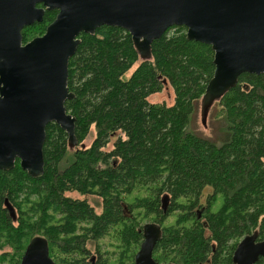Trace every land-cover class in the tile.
Instances as JSON below:
<instances>
[{
  "label": "trees",
  "instance_id": "trees-1",
  "mask_svg": "<svg viewBox=\"0 0 264 264\" xmlns=\"http://www.w3.org/2000/svg\"><path fill=\"white\" fill-rule=\"evenodd\" d=\"M55 14L24 28L22 44L41 36ZM185 33L183 27L168 29L151 44L147 60L121 29L78 36L68 62L67 88L74 97L64 105L75 120L77 146L70 148L66 133L50 123L40 179L30 178L18 160L11 171H0V234L12 248L9 264L20 263L36 236L47 241L55 264H61L56 251L67 260L76 254L74 264H115L86 249L88 239L106 235L118 244L116 264H133L145 225L160 232L152 255L158 264H232L237 239L255 234L264 241V74L240 75L212 105L221 136H200L193 119L213 75V52L187 41ZM164 85L172 103H151ZM18 195L36 200L32 215L19 207ZM92 197L100 212L87 203ZM170 216L174 222L166 229L162 223ZM148 217L152 222L141 226ZM159 251L180 255L158 262ZM224 252L229 255L221 259Z\"/></svg>",
  "mask_w": 264,
  "mask_h": 264
},
{
  "label": "water",
  "instance_id": "water-1",
  "mask_svg": "<svg viewBox=\"0 0 264 264\" xmlns=\"http://www.w3.org/2000/svg\"><path fill=\"white\" fill-rule=\"evenodd\" d=\"M45 11H57L54 21L42 36L22 44V30L41 23ZM100 27L127 32L142 60L172 27H183L187 41L209 46L214 71L202 109L233 89L240 75L264 74V0H0V171H11L18 160L30 178L40 179L50 123L66 133L70 148L77 146L75 120L64 107L74 97L67 88L68 62L78 36L94 35ZM166 203L163 198L164 208ZM142 231L134 264H158L152 254L159 230L145 225ZM261 258L264 241L251 234L237 244L231 263L256 264ZM19 264H55L47 241L33 237Z\"/></svg>",
  "mask_w": 264,
  "mask_h": 264
},
{
  "label": "rangeland",
  "instance_id": "rangeland-1",
  "mask_svg": "<svg viewBox=\"0 0 264 264\" xmlns=\"http://www.w3.org/2000/svg\"><path fill=\"white\" fill-rule=\"evenodd\" d=\"M174 31H176V30H173V29L170 30L168 32V36L172 35L174 33ZM34 38H32V39H34ZM149 101L151 103H157V102L164 101L165 103L170 105L173 101L172 91L168 86L164 85L162 93H160L158 95L151 96L149 98ZM200 105H198L195 117L193 119V128L196 131V133H198L200 136H202L204 138H210V137L217 138V137L221 136L220 125L212 119V114H213L212 105L210 107L205 108V109L203 108L202 112L200 111L201 110ZM91 140H92V136L89 135L86 138L84 145L88 146L91 143ZM68 196L71 197L72 199H76L78 197V195H76V194H69ZM16 201H17V204L19 205V207H21L25 213L28 212L29 215H32V214H30L29 210H30L31 205H34L33 203L36 202V200L31 199V198L27 199L23 195H18ZM86 201L91 206H94L96 212H100L99 200L92 197V198H86ZM172 217L174 218V216H170L164 223H162V226L164 228L167 229V227H170L173 224L174 220ZM34 218L36 220L35 216L33 217V220H34ZM148 218H149V220L148 219L147 220H141L140 225L144 226L145 224L151 223L152 221L150 219H152V218L151 217H148ZM61 219H62V217H60V216L56 217V220L61 221ZM135 223L137 225L136 221H135ZM80 226L82 227V225H80ZM80 226L77 227L78 230H79ZM76 235H78V234H76ZM110 236H112V235L103 236L99 240H91V239L87 240L86 241V249H88L89 251L92 250L94 252V254L99 251V254L101 255L102 261H106L108 263L112 262V263L116 264L117 260L119 259L118 252L116 251V248L118 249V244L114 243L115 241ZM237 242H240V239H237ZM232 244H233V241L230 242L229 246H231ZM138 250H139V247H138ZM138 250L135 252V254L138 252ZM8 253H12V248H11V246H9L7 244V241L3 237V234H0V264H9L11 259H10V257H7ZM161 253H163V252L159 251L158 253L155 254V257L158 260V262H162L164 258L169 259V260L170 259H176V257H178V255H180V253H173V254H167V255H162ZM135 254H134V256H135ZM227 255H229V253L225 254V252H224L221 256V259H224ZM2 256H5V258H3ZM76 256H77L76 254H73V255L69 254L68 260H67L64 255H61L60 252L56 251V255H54V258L61 264H62V262H65V264H74V262H76V260L78 259V256L77 257ZM128 258H129V256H128ZM179 258H180V256H179ZM124 264H131V263L129 261L125 260Z\"/></svg>",
  "mask_w": 264,
  "mask_h": 264
},
{
  "label": "flooded vegetation",
  "instance_id": "flooded-vegetation-1",
  "mask_svg": "<svg viewBox=\"0 0 264 264\" xmlns=\"http://www.w3.org/2000/svg\"><path fill=\"white\" fill-rule=\"evenodd\" d=\"M37 7H38V8H41V5H38ZM51 12H56V14H55V17H56V15H57V11H45L44 15H45L46 13H51ZM43 17H44V16H43ZM55 17H54V19H55ZM54 19H53L51 22H49L48 25H49L50 23H52V22L54 21ZM48 25H47V26H48ZM44 33H45V32H44ZM44 33H43V34H44ZM43 34H42V35H43ZM42 35H41V36H42ZM39 37H40V36H39ZM124 211H125V208H124ZM77 232H78V231H77ZM77 232H76V234L79 235V233H77ZM76 234H75V235H76ZM88 240H89V239H88ZM135 255H136V254H135ZM152 255H153V254H152ZM134 258H135V256L133 257V264H134ZM231 258H232V257H231Z\"/></svg>",
  "mask_w": 264,
  "mask_h": 264
},
{
  "label": "bare ground",
  "instance_id": "bare-ground-1",
  "mask_svg": "<svg viewBox=\"0 0 264 264\" xmlns=\"http://www.w3.org/2000/svg\"><path fill=\"white\" fill-rule=\"evenodd\" d=\"M200 107H201V112H202V105H200ZM164 199H166V201L168 202V197L166 196V197H164ZM161 208L163 209V210H165V208L163 207V206H161ZM160 239V232L158 231V240ZM158 240H157V242H158ZM144 241V238H143V231H142V242ZM142 242H141V244H142ZM157 242H156V244H157ZM140 244V245H141ZM156 244H155V246H156ZM155 246H154V248H155ZM154 251V250H153Z\"/></svg>",
  "mask_w": 264,
  "mask_h": 264
}]
</instances>
